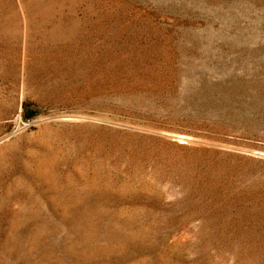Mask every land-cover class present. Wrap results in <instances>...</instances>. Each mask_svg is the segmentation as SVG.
Instances as JSON below:
<instances>
[{
	"label": "rangeland",
	"instance_id": "rangeland-1",
	"mask_svg": "<svg viewBox=\"0 0 264 264\" xmlns=\"http://www.w3.org/2000/svg\"><path fill=\"white\" fill-rule=\"evenodd\" d=\"M0 264H264V0H0Z\"/></svg>",
	"mask_w": 264,
	"mask_h": 264
}]
</instances>
